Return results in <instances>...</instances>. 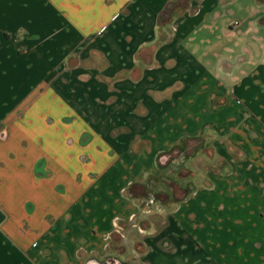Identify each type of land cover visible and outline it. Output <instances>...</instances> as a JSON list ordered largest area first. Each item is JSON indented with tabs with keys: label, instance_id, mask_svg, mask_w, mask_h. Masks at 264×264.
I'll list each match as a JSON object with an SVG mask.
<instances>
[{
	"label": "crops",
	"instance_id": "crops-1",
	"mask_svg": "<svg viewBox=\"0 0 264 264\" xmlns=\"http://www.w3.org/2000/svg\"><path fill=\"white\" fill-rule=\"evenodd\" d=\"M0 264H264V0H0Z\"/></svg>",
	"mask_w": 264,
	"mask_h": 264
},
{
	"label": "rangeland",
	"instance_id": "rangeland-1",
	"mask_svg": "<svg viewBox=\"0 0 264 264\" xmlns=\"http://www.w3.org/2000/svg\"><path fill=\"white\" fill-rule=\"evenodd\" d=\"M190 147V146H189ZM198 150H202L203 153L206 152V147L198 146ZM170 158L169 165L166 167V179L168 182L163 184L157 182H149L147 186H145V195L139 199L138 205L140 209L145 211L152 210L155 208H162L161 204L163 202L162 197L163 193L169 195L171 192L179 195L181 193H185L189 189L193 188L196 181L195 176L196 174H200L202 172V164L200 161H196V166H192L189 164L193 158V153H185L182 152H172L168 154ZM200 156V155H199ZM203 159V158H202ZM204 160V159H203ZM188 167V168H186ZM204 169V168H203ZM205 171V169H204ZM172 201L168 200L165 205L163 206L164 209H168L171 205Z\"/></svg>",
	"mask_w": 264,
	"mask_h": 264
},
{
	"label": "trees",
	"instance_id": "trees-1",
	"mask_svg": "<svg viewBox=\"0 0 264 264\" xmlns=\"http://www.w3.org/2000/svg\"><path fill=\"white\" fill-rule=\"evenodd\" d=\"M52 75H53V73H49V74L46 76L45 80L48 79V78H50Z\"/></svg>",
	"mask_w": 264,
	"mask_h": 264
},
{
	"label": "built area",
	"instance_id": "built-area-1",
	"mask_svg": "<svg viewBox=\"0 0 264 264\" xmlns=\"http://www.w3.org/2000/svg\"><path fill=\"white\" fill-rule=\"evenodd\" d=\"M235 23V22H234ZM5 138H6V134H3L2 136H1V140H5Z\"/></svg>",
	"mask_w": 264,
	"mask_h": 264
}]
</instances>
